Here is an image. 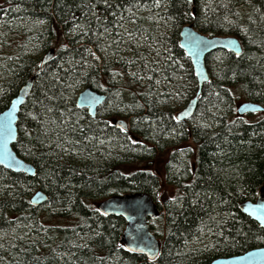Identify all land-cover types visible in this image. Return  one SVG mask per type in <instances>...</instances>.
I'll return each instance as SVG.
<instances>
[{
    "label": "trees",
    "instance_id": "16d2710c",
    "mask_svg": "<svg viewBox=\"0 0 264 264\" xmlns=\"http://www.w3.org/2000/svg\"><path fill=\"white\" fill-rule=\"evenodd\" d=\"M152 1L0 2V14L47 17L61 44L21 109L13 144L37 172L31 176L0 166V264H111L99 255L118 253L126 256L114 264H208L264 246V228L239 208L264 184V116L246 120L227 112L242 95L264 105V0H161V25L153 17ZM187 23L211 36L236 35L243 43L241 54L216 52L220 62L194 114L205 122L189 127L179 126L175 109L163 103L172 96L187 103L197 90L179 42ZM129 26L142 37L141 44L149 45H131ZM18 31H2L0 58L16 55L19 45L9 40L21 42ZM124 47L157 59L146 68L149 76L131 75L130 64L119 57ZM106 48L108 60L103 59ZM18 55L19 61L8 66L15 67L13 75L0 83L7 102L2 109L38 67V61ZM86 86L108 96L95 118L76 105L78 90ZM119 102L124 112H118ZM119 116L130 120L129 129L115 125ZM175 129L178 144H192L189 163L185 155L178 161L177 153L161 137L157 140ZM162 181L176 187V196L158 192L167 232L160 256L149 259L123 246L126 220L100 212L97 203L118 193L154 194ZM38 189L48 199L37 206L30 198ZM202 231L210 242L198 254L202 249L186 245Z\"/></svg>",
    "mask_w": 264,
    "mask_h": 264
},
{
    "label": "water",
    "instance_id": "95a60500",
    "mask_svg": "<svg viewBox=\"0 0 264 264\" xmlns=\"http://www.w3.org/2000/svg\"><path fill=\"white\" fill-rule=\"evenodd\" d=\"M195 2V0H189ZM180 46L190 59L197 79V91L176 115L178 121L185 122L191 118L197 108L204 84L209 81L207 56L214 50H228L235 54L243 52L241 39L236 35H214L197 29L192 23L184 24L180 32ZM54 49H50L42 58L41 65L26 80L9 104L0 111V166L35 175L36 166L18 155L13 144L18 140V122L20 112L30 97L33 85L43 67L53 59ZM107 94L91 87L82 89L76 96V105L86 108L92 117L97 115L98 107L106 100ZM264 106L254 100L242 101L237 106L240 115L263 111ZM115 125L129 129L128 121L116 118ZM48 199L47 193L38 189L31 197L34 205H40ZM98 210L106 215L121 216L126 220L120 234L123 246L130 251L144 254L149 259L157 258L162 245L157 235L151 230L150 218L160 214V208L154 194L147 191H132L112 194L97 203ZM240 209L264 228V185L260 187L255 200L248 199L240 204ZM209 264H264V246H256L245 253L215 258Z\"/></svg>",
    "mask_w": 264,
    "mask_h": 264
},
{
    "label": "rangeland",
    "instance_id": "374dc122",
    "mask_svg": "<svg viewBox=\"0 0 264 264\" xmlns=\"http://www.w3.org/2000/svg\"><path fill=\"white\" fill-rule=\"evenodd\" d=\"M1 2V6H3V2L2 0H0ZM151 3V1H150ZM163 2H161V0H153L152 1V6H154L156 9L153 15V17L156 19V23L159 25H161V22L164 20L161 17V12L164 8V6L162 5ZM143 9H147L148 6L144 5L142 6ZM150 9V8H149ZM135 24H132V27ZM130 27V26H129ZM126 27V38L128 41H130L131 45H137L138 47H145L146 45H149L147 43H142L144 42L142 40V37L139 36V34H135V32L131 31V28ZM9 29V30H19L18 32L21 33L22 36V41L21 42H17L19 40V37H11V39L9 40L10 45L15 46V45H19L16 51V55L13 57H1L0 58V83H2V81H4L5 79H9L10 75H13V70L15 69V67L13 68H9L8 66L10 64H12L15 60L19 61L20 57L18 54H21V57H30L32 59H34L35 61L40 60L42 57L41 55H43L44 53V49L45 47L51 45L54 46L56 48H58L61 44H60V40L57 39L56 33L52 28V22L47 18V17H40L39 15H35V14H30V15H26V16H15L13 17V15H11V13H1L0 14V37L3 34V30ZM125 30V29H124ZM74 32V27L71 30V33ZM18 49L19 53H18ZM126 49L125 47L122 49L124 50ZM109 48H106V50H104L103 52L106 53L107 57H104L103 59L108 60L109 58H112L111 54H109L108 52ZM217 52V51H216ZM216 52L213 53V55L211 56L207 66L208 69L210 71V73H213L214 71L217 70V66L218 63L220 62V55L216 54ZM120 58H124V61L126 62L127 65H129V72L131 73V75H138V77H144V76H149L148 71L146 70V68H148V65L156 64L157 59L155 61H152V57L150 56H146L145 52L143 49H138V53L137 51L131 49V50H124L121 52ZM103 60V61H105ZM144 64V65H143ZM151 66V65H150ZM213 66V67H212ZM9 69V71L7 72V69ZM146 74V75H145ZM159 84H162V82H160L158 80ZM167 91L170 92L171 88L170 85L168 83L167 85ZM81 89L78 90V92ZM3 92V91H2ZM77 96V95H76ZM164 105L165 106H172L175 109V112L177 110H180L186 103L182 102V101H178L175 97H164ZM245 100V96H241L239 99H237V101L234 103V106H232V110L228 108V113L229 114H237L236 109L237 106ZM6 101L4 100V98L2 97V95L0 94V109H2L5 105H6ZM117 108H118V112H124L123 111V106L122 103L119 102L117 104ZM174 112V113H175ZM263 116V113H256V114H248L243 116V119L246 120H253L255 118H260ZM117 118H124L122 117H117ZM126 119V118H124ZM127 121L130 122L129 119H126ZM204 119L200 116L198 117L197 115L191 117L190 119H188V121L185 123L187 124V126H193L197 123H204ZM183 125V124H179ZM179 128V127H176ZM174 134L172 136H166L165 134L160 135L157 140L160 139L162 142L167 145V147H171V151H174L177 156V158H181V156H184V160L186 163H189L191 157L188 156V154H185V152H183L185 150V148H187L188 146L192 147V144L190 143V141H184L181 142L180 144H178V139H177V134H179V132L177 131V129L173 130ZM45 142V141H44ZM46 146L43 145V148ZM169 151V152H171ZM23 157V156H22ZM167 159V158H166ZM166 159H165V163H166ZM161 163V161L157 162V165H159ZM177 170L180 168V165H177ZM166 190L169 194L170 197H175L176 196V187L171 185L170 183H167L166 181H162L160 187L156 190V192H154V197L160 202V204L163 206H165V203L160 201L159 196H158V192L159 195H163V191ZM168 202V201H167ZM150 223H152V229H156L158 231V238L159 241L161 242L162 246L165 240V235L167 232L166 229V223H165V219L163 217H154L152 219H150ZM209 237L207 235V231H202L200 233L199 236H197L196 238H194L193 240L189 241L186 245V248L196 251L198 249H202L201 252L197 251L198 254H202L206 248V246L209 244Z\"/></svg>",
    "mask_w": 264,
    "mask_h": 264
},
{
    "label": "bare ground",
    "instance_id": "6f19581e",
    "mask_svg": "<svg viewBox=\"0 0 264 264\" xmlns=\"http://www.w3.org/2000/svg\"><path fill=\"white\" fill-rule=\"evenodd\" d=\"M188 1H189V0H188ZM189 2H191V1H189ZM191 3H192V2H191ZM183 26H184V25L181 26L180 31H179V40H180V32H181V29H182ZM209 36H211V35H209ZM212 36H214V35H212ZM242 44H243V43H242ZM50 49H54V55H53V58H54L55 55H56V53H57V49H58V48H56V47H54V46H51V45L49 46V44H48V46H47L46 49H44V50H45V52H48ZM218 50H219V49H218ZM218 50H214L213 52L209 53L208 56H209L210 54H212V53L218 51ZM220 50H221V49H220ZM222 50H224V49H222ZM226 51H228V50H226ZM43 55H44V53H43ZM43 55H42V56H43ZM208 56H207V57H208ZM41 58H42V57H41ZM38 62H39V63H38V67H37L36 69H38V68L40 67L41 62H42V59L38 60ZM49 62H50V61H49ZM49 62H48V63H49ZM48 63H46V65H47ZM44 67H45V66H44ZM44 67H43V68H44ZM36 69H35V71H36ZM208 70H209V69H208ZM194 75H195V74H194ZM195 78H196V76H195ZM210 78H211V77H210V71H209V80H210ZM195 80H196V85H197V82H198V81H197V79H195ZM35 81H36V80H35ZM25 82H26V81H25ZM207 82H208V81H207ZM207 82H206V83H207ZM34 83H35V82H34ZM24 84H25V83H24ZM22 86H23V85H22ZM22 86H21V87H22ZM33 86H34V85H33ZM21 87H20V88H21ZM86 87H88V86H86ZM86 87L81 88V90L84 89V88H86ZM89 87H90V86H89ZM20 88H19V89H20ZM81 90H80V91H81ZM18 91H19V90H18ZM18 91H17V92H18ZM80 91H79V92H80ZM196 91H197V90H196ZM79 92H78V93H79ZM78 93H77V94H78ZM102 93H105V92H102ZM195 93H196V92H195ZM16 94H17V93H16ZM16 94H15V95H16ZM105 94H106V93H105ZM194 95H195V94H194ZM194 95H193V96H194ZM200 95H201V94H200ZM107 97H108V96H107ZM75 99H76V98H75ZM106 99H107V98H106ZM245 100H247V99H245ZM105 101H106V100H105ZM105 101H104L103 103H105ZM198 101H199V100H198ZM257 102H258V101H257ZM103 103H102V104H103ZM259 103H260V102H259ZM102 104H101V105H102ZM260 104H261V103H260ZM101 105H100V106H101ZM197 105H198V104H197ZM261 105H263V104H261ZM100 106H99V107H100ZM263 106H264V105H263ZM99 107H98V109H99ZM236 110H237V109H236ZM178 111H179V110H177V111L174 113V118H175V119H176V115H177V112H178ZM87 112H88V110H87ZM194 114H195V113H194ZM248 114L252 115L253 113H246L245 115H248ZM88 115H89L91 118H95V117L98 115V111H97V115H96L95 117H92V116L90 115L89 112H88ZM193 116H194V115H193ZM240 117H241V115H240ZM176 120H177V119H176ZM177 122H178V124H183L182 121H178V120H177ZM183 126H185V125L183 124ZM263 185H264V184H263ZM263 185H262V186H263ZM33 194H34V192L32 193V195H33ZM32 195H31V197H32ZM30 201H31V198H30ZM31 203H32V202H31ZM44 203H45V202L41 203L40 205H42V204H44ZM241 203H242V202H241ZM241 203H240V204H241ZM240 204H239V206H240ZM33 205H34V204H33ZM37 206H38V205H37ZM239 208H240V207H239ZM241 211H242V210H241ZM242 212H243V211H242ZM243 213H244V212H243ZM245 214H246V213H245ZM246 215H247V214H246ZM248 216H249V215H248ZM249 217H250V216H249ZM250 218H251V217H250ZM162 247H163V246H162ZM247 251H248V250H247ZM245 252H246V251H245ZM245 252H243V253H245ZM241 254H242V253H241ZM159 256H160V255H159ZM159 256H158V257H159ZM230 256H231V255H230ZM218 257H221V256H218ZM215 258H217V257H215ZM215 258H214V259H215ZM214 259H213V260H214ZM213 260H211V261H213ZM211 261H210V262H211ZM208 264H209V263H208Z\"/></svg>",
    "mask_w": 264,
    "mask_h": 264
},
{
    "label": "flooded vegetation",
    "instance_id": "af4514ba",
    "mask_svg": "<svg viewBox=\"0 0 264 264\" xmlns=\"http://www.w3.org/2000/svg\"><path fill=\"white\" fill-rule=\"evenodd\" d=\"M46 54V52H45V50H44V55ZM43 55V56H44ZM42 56V55H41ZM43 56H42V58H43ZM41 58V57H40ZM41 58V59H42ZM247 100H251V99H247ZM236 112H237V114L238 115H236V114H234V118H237V117H239L240 116V114L238 113V111L236 110ZM256 113H263V116H264V110L263 111H256V112H254L253 114H256ZM243 116H245V114H243V115H241V117L243 118ZM262 116V117H263ZM190 119V118H189ZM188 121V119L185 121V122H183V124H185L186 122ZM190 146H188L187 148H185V154H187V149L189 148ZM178 161H181V159H177ZM184 160V159H183ZM185 161V160H184ZM192 163H193V167H195V164H194V162L192 161ZM180 165V164H179ZM180 167H182V165H180ZM156 201H157V203H158V206H159V208H160V214L158 215L159 217H160V215H161V211H162V205L160 204V202L156 199ZM157 216V217H158ZM151 226H153L152 224H151ZM157 235V234H156ZM100 257H102L103 259V261L106 259V258H108V260H109V263H111V264H114L115 263V259L116 260H120V259H122V258H125V254H122V253H118V254H111V255H107V254H101V255H99ZM158 258V257H157ZM103 264H104V262H103ZM136 264H138V263H136Z\"/></svg>",
    "mask_w": 264,
    "mask_h": 264
},
{
    "label": "snow or ice",
    "instance_id": "6c2138e0",
    "mask_svg": "<svg viewBox=\"0 0 264 264\" xmlns=\"http://www.w3.org/2000/svg\"><path fill=\"white\" fill-rule=\"evenodd\" d=\"M173 199H175V198H173Z\"/></svg>",
    "mask_w": 264,
    "mask_h": 264
}]
</instances>
